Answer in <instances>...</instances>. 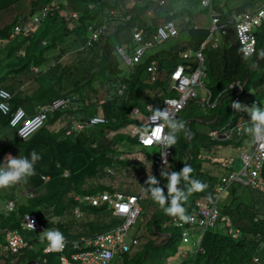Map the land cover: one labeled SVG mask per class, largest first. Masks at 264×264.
<instances>
[{
  "label": "trees",
  "instance_id": "16d2710c",
  "mask_svg": "<svg viewBox=\"0 0 264 264\" xmlns=\"http://www.w3.org/2000/svg\"><path fill=\"white\" fill-rule=\"evenodd\" d=\"M25 1L0 0V12L10 13L13 7L24 6ZM83 1L86 5L91 2L95 4V7L83 11L79 22L72 20L77 29L76 37L73 39L68 38L72 33V28L66 18L68 16L67 5L62 3L60 8L56 9L55 15L49 16L45 23L46 26L40 33L37 35L35 33L31 37H18L11 40L10 35L18 22H26L29 16H33L35 12L39 11L43 4H51L52 7L59 6V2H55V0H34L33 8L29 14H24V9H22L24 15L12 12L11 15L15 17L13 25L0 26V45L6 51L5 60H8L7 65L5 64L6 70L1 69L0 66V88L5 87L14 94L11 100L13 110L23 106L29 113H33L40 104H48L55 99L74 94L79 96L73 101L70 108L66 111L55 112L48 119L47 125L27 140L20 138L18 130L10 126L11 118L0 113V166L13 175L10 179L0 175L2 178L0 186L3 187L2 184L5 188L9 186L8 189L11 191L5 195L8 199L6 205L9 201L15 200L14 191L17 181L14 177L22 176V173L32 183L33 190L31 192L34 193V197L31 198V201L32 199L36 201V203H31L28 198L29 200L27 199L26 202L20 203L15 200L17 203L15 211L5 212L2 209L0 212L1 264H30L33 259L37 258H47L46 264H60V253L45 252V247L51 237H55L57 241L67 240L69 245L66 253L70 254L73 251L70 243L74 239H79L87 230L83 226L84 229L81 232L72 233V226L75 225L70 220L67 221L69 219L67 206L73 204V215L77 219L76 209L81 207L85 210L87 207H83V203L77 201L74 196L88 192L84 187L87 185V182L84 183L87 178L99 177L103 171H101V165H109L114 162V156H117L118 151H121V149H116V145H128L129 149L138 145V139L127 134L118 133L112 138H107L106 135L130 123L139 122L131 118L130 114L135 107L142 109L144 105L141 103L144 100L149 102L159 100L157 97L160 91L158 90L161 88L166 90L169 72L183 61L180 51L189 47L199 50L209 36L214 12L220 13L222 19L226 21L240 12L251 11L257 3L263 0H235L229 6L228 2L224 0L228 8L219 6L221 0L219 2L214 0L212 8L201 9L197 13L189 9H178L177 17L183 20V16L189 14L190 21L182 27L184 37L173 39L167 47H162L163 45L158 44L154 39L156 20L153 21L154 25H149L144 19L145 10L148 5L152 4V0L150 3L148 1L145 6L134 3L132 7V0ZM153 3L156 6L158 2L154 0ZM215 3L217 4L215 5ZM68 7L76 8L70 2ZM117 9L121 10L119 14ZM90 26L101 30L104 36L94 42L92 47L81 49L85 42L91 38L92 33L88 29ZM135 26L145 28L142 42L144 44L154 42V45L147 48L141 63L130 67L118 52V47L130 45L132 41L130 29ZM185 35H188L189 38L185 39ZM258 44L259 49L256 55L250 58H242L238 45L226 49L224 54L223 50L215 51L208 45L206 66L209 81L206 84L212 92L218 95L232 81L236 79L245 81L249 78L246 90L253 89L259 98H264V93L259 94L258 92V86L263 82L262 77L261 80L252 78V72L255 71V60L261 53L260 63L264 65V24L260 29ZM226 46H228L227 43L222 46L223 49ZM48 51L56 53L52 57H45ZM73 51L77 52L74 59L64 63L62 58ZM221 54L224 60L223 69H217L215 65L217 60L222 57ZM153 60L158 62L159 73L158 79L151 82L147 67ZM3 61H0V64ZM164 61L175 64L169 68L164 65ZM192 64L196 67L197 62L194 60ZM34 66L39 67L41 71L35 73L32 70ZM10 77L13 79L10 80ZM26 78H31L33 83L38 85L31 93L21 89L22 85L24 86L23 79ZM125 82L128 84V88L125 95L120 96L118 89ZM102 89H105L106 96H103L105 94H102ZM152 91H158V93L155 97L148 99L146 95L147 93L151 94ZM109 95L112 99H107L102 105V110L108 119L107 123L97 125L98 127H90L89 130L75 132L72 135H66V130L50 135L48 125L53 124L65 113L73 116L72 119H69V128H73L78 123H86L92 115L99 113L101 98ZM228 98L229 96L210 115L211 118L217 115L220 117L211 127L226 124L230 120L235 122V112L231 110V101ZM180 121H183V118H180ZM246 126H248V130L245 129ZM245 127L244 132L239 136L234 133L223 140H212L207 134L204 135L199 131L187 136L184 134L179 136L178 142L174 146V159L176 163H183L181 165L183 172L178 177L180 183L172 181L175 184L174 187L167 189L165 193L158 191V195L170 202L169 204L172 206L168 212L172 221L174 216L180 215V213L172 215L180 205L182 206L181 211L186 210L189 213L196 207L199 200H208L214 197V189L222 183V176L232 172V157L238 156L249 143L253 142L254 124L248 123ZM98 132L103 136L97 140L95 133ZM173 137L178 136L173 133ZM208 139L215 148L207 155L202 156L201 149L203 147L208 150L212 148L210 142L206 141ZM227 148L233 153L224 156L222 152L227 151ZM109 154L112 155L109 156ZM211 157L224 159L219 162L212 160ZM116 160L120 161L118 163L121 164V170L128 169L129 174H133L131 171H134L135 168L140 170V166L135 164L132 159L117 158ZM66 170L70 172L68 177L64 176ZM46 176H50L48 181ZM70 178L75 180L70 188L73 198H65L66 193L64 192H61L57 198V188L65 186V191H67L69 184H66V181ZM168 182L165 181V183ZM100 189L109 190L108 188ZM90 191L98 192V189ZM3 195L0 193V197ZM64 201L65 204L61 205ZM217 204L222 215L230 219L231 226L229 227L227 223L220 220L217 227L211 228L207 232L203 241L205 252L196 257L195 264H264V246L261 245L264 239V191L241 184H231L228 186V191L217 199ZM53 206L60 219L56 222H49L46 216ZM58 208L59 213L56 211ZM91 210L99 214L101 209L92 208ZM28 213L36 214L44 231H28L24 228L23 218ZM150 224H152L150 231L157 233L156 230H160L163 224L161 215H153ZM229 228L237 231L239 237L231 235ZM175 229L177 233H174V236H167L159 244L150 241L143 244L145 246L140 255L135 253L134 258H138L135 264H151L149 261L154 253H157L162 263V258L166 259L179 253L183 239L181 231L178 228ZM7 230L22 233L31 247L17 254L5 251ZM130 257L131 255L125 256L126 261L121 264H132ZM181 264H187V261H182Z\"/></svg>",
  "mask_w": 264,
  "mask_h": 264
},
{
  "label": "clouds",
  "instance_id": "9594fccd",
  "mask_svg": "<svg viewBox=\"0 0 264 264\" xmlns=\"http://www.w3.org/2000/svg\"><path fill=\"white\" fill-rule=\"evenodd\" d=\"M68 1L74 5V1L75 0H68ZM79 1L81 2V4L84 7V11L87 10V9L91 10L92 8L95 7V4H92L91 2L88 5H86L83 0H79ZM144 1L145 0H132L131 7L134 5V3H139V5L145 6L147 3H144ZM152 1L154 2V0H152ZM205 1H207V2H205ZM55 2H59V6L52 7L51 4H43L39 8L40 10L35 12L33 14V16L29 20H27L26 22H22L21 21L22 22V29H18V24L21 23V22L17 23L14 26V29H13L11 35H10L11 40H15L18 37H31L35 33L41 31L42 26L47 22L49 16L50 15H55L56 9L60 8V5L62 3H65L64 0H55ZM153 2H152V4L148 5V7L145 10L144 15L148 14V15H150L152 17V23H148L145 20L147 22V24H149V25H154V22H155L154 20H156L157 24H156V31L154 32V39H155V36L159 34V29L161 27H165L166 25H168L170 23H172L173 26L178 29V34L177 35H173V36L170 35L167 39L161 41L160 43H158L156 41L158 44H162L163 45V44H165L167 42L172 41L173 39H182V37H184V34L182 32V27L188 24V22L190 21V15L186 14V15L183 16V20H180L179 17H177V15H176L178 9H181V10L182 9L183 10L184 9H187V10L189 9L192 12L197 13L201 9H207V8L210 9V8H212L214 0H196V1H188V0H155V2H158L156 6L154 5L155 3H153ZM218 2H219V0H218ZM174 4H175V6H174ZM216 4L217 3H215V5ZM263 4H264V0L260 1L259 3H257L255 8L252 9L251 11H245V12H253L254 10L259 8ZM219 6H223L224 8H228L224 3L219 4ZM70 9H71V11L67 12L68 16H66V18H67L68 22L70 23V28H72V33H73L72 36L75 35V37H76L77 29H76V26L73 25L72 20H75L76 22L77 21L79 22V20L81 19V12L78 11V10H75L73 8H70ZM117 10H118V14H119L121 12V10L120 9H117ZM240 13H243V12H240ZM240 13H238V14H240ZM238 14H235L233 16H236ZM215 16H219L220 17V21L223 24H228L229 19L224 21V19H222V17L220 16V13L214 12L213 16H212V19ZM172 17H175V18H172ZM28 21H31L32 23H36V22H38V23L39 22H44V23L40 27V29L38 27H36V26H33V27L29 28V29H26V24H27ZM263 24H264V22L261 24V26L256 28L255 33L257 35V41H256V43L254 45L253 51L251 53L247 54L246 50H245V48L243 46V43L239 39L238 34L236 32V29L233 26H229L227 31L224 33V32H222V30H220V27H219V29L214 30V28H213L214 25H213V21H212V26L210 28L209 37L206 39V41H204L202 43V45H201L199 50H196V49H193V48L189 47V48H186L183 51H180V55H181V58H182L183 61L180 62L173 70H171L169 72V78L167 79V83L168 84H167L166 90L163 89V88L158 90V91H160L159 92L160 94L157 97V98H159V100L155 101V102L154 101L147 102L146 104H144L142 109L139 108V107H135L133 109L132 113L130 114V117L136 119L139 122L130 123V124H128L125 127H121L120 129L116 130L115 132L111 131V132H114L113 133L114 136L116 134H118V133H122V134H127V135L131 136L132 138H137L138 139V146L140 148L139 152H141L142 154H144L142 149H146L147 147H157L156 151L153 152L154 153V160H150L148 157H140V158H138L139 161H140V164H143L144 170H146L145 171L146 173H143V172L137 173L139 175V178L136 179V180L132 179V177H133L132 174H129L126 170L124 171V170H116V169H114V170H112V172H110L109 170L111 168H107V169L104 170L103 167L101 168V171L102 170L103 171H102V173L100 174L99 177L87 178V180L85 181V182H87V185H85L84 187H86V190H88V192L87 193H83V194H76L74 196V198H76L77 201L83 203V207L86 206L87 208L85 210H83L81 207H78L76 209L77 213H78V210L81 211V214L78 213V215H77V220H82L83 221V225L81 224V225L72 226L73 233L81 232L84 229V227H87L86 219H88V218L93 219L92 222H94L95 219L102 212H107L110 215L109 216L110 222L105 224V225H103V226H101L102 229L104 230L101 233H98L96 235H90V236L84 234V235L80 236L79 239H77V240L74 239V241L72 243H70L72 248H73V243L74 242H80V245H81V250L80 251L86 250V247L84 246V242L82 240L83 238L91 239V238L102 236V235L106 236V235H109V234H114V233H116L118 231L119 228H121L125 224L127 212H122L121 210H118V207L116 206V203L118 201L117 194H119V193L120 194H124L127 197H130V196H140V194L142 192H145L146 197L139 201V206L141 207L140 213H139L138 217L135 219V221L131 224V226H130L128 232H127V235H126L127 242H128V244L131 245V250L129 252L116 253L114 255L113 260H112V264H121L122 262H120V261H124L125 260V258H124L125 256L131 255L136 247H139L142 244H146V243L142 242L140 237H136V235L132 233V227L137 223L140 215L143 212V208H142V204L141 203L149 198V191H151V188L153 186V180L152 179L155 178L156 176L159 177L162 174V172L165 173V174L173 172L178 177L183 172L182 169H181V165L183 163L179 164V163L175 162L174 149L171 147V143L174 140L171 122L176 121L177 119L181 118V114L186 111L187 104H188L189 101L197 100L195 102V105H199L202 109L206 110L207 112L204 113V114L209 115V117L206 118V119H204L201 116H197L195 118L194 117L191 118L190 115H185V117H184V119L182 121L183 129L184 130L186 129V135L185 136L190 135V134L193 133L192 131H190L189 127L191 126L190 124H192V122H194V121L197 122V123H207L210 126L212 124H214L216 121H218L220 119L219 115H217V116H215L213 118H211L210 115H212L214 113L213 111L216 110L219 105L223 104V101L228 96L233 98L232 101H231V110L233 112H235V114H234V118H236L235 122H232L230 120L226 124H221V125H219L217 127H212L207 132H203V133H206L210 137V139H212V140H223V139L229 138L234 133H236L239 136L241 133L244 132L245 125H247L248 123L254 124L255 128H254V131H253V142L248 144V145H251V148L248 149V150L245 149V150L241 151L238 156L233 157L231 159V162H233L231 164L232 172H230V174L225 173L222 176V183L220 185L216 186L215 189H214V197H216V194L218 192L217 189L223 187L224 188L223 191L220 193V195L217 196V199L221 198L228 191V186L231 185V184H241L243 186L250 187V186L246 185L244 182H241V180L232 179L231 178V176L234 175V174L238 175V176H241V171H242V167H243L242 154L243 153H252L253 152L254 146L256 145V139H255V134H254L255 131H256V124L259 123V122L264 124V117L262 119H260V120H258V119H256V120H247L243 116H241V117L237 116L238 102H240L247 95L256 94V91L253 90V89L246 90L247 89L246 86L248 85L249 80H250L249 78H247L245 81H242L240 79H236V80L232 81L221 93H219L217 98H214L213 97V93H211L209 91V87H206L207 79L209 78V76L207 74V70H206V77L203 79V85L202 86L200 85V86L196 87V92H197L196 96L194 98L188 100L186 102L185 106L180 110V112H178L176 114L175 117H172V118L166 117V116H164V114L161 113V111H163L164 109L166 110V108H165L166 107V103H165L166 100H173V99L178 100L179 99V96H180L179 92L172 87L173 86V79H174L173 78L174 71L176 69H179V72L181 74L184 73L183 69L180 68L179 66L182 67L186 63L192 64V61H194V60L197 61L196 52H198V51H202L204 53V55H205V48H206V45H208V44L212 45L214 48H218V47L222 48V46L225 43L230 45L231 48L233 46L238 45V50L240 51V55L242 56V58L253 57L254 55H256V53H257V51L259 49V47H258L259 46V44H258L259 43V34H258L257 31L261 29ZM88 29L92 33L91 38L85 42V44L81 47V49H85L86 47H92L94 45V42L98 41L102 36H104L103 32H101V30L95 29L94 26H90V28L88 27ZM96 31H100L101 33H100L99 38L94 40L93 39V34ZM138 31H141L142 35L144 37L145 28L138 27V26L131 27L130 32H131V35H132V41H131L130 45L129 46L118 47V52L122 56V58L125 61V63L128 64L130 67H134L138 63H141V60H143V58H144V56L146 54L145 53L142 56L140 61H136V60H134V58H132L135 55L136 49L140 45V43L138 41H136L135 36H134L135 33L138 32ZM230 34L234 35L233 41H231L229 39V35ZM89 41H91V44H88ZM141 44H144V43L141 42ZM187 51L191 52V58L190 59H185L183 57V53L187 52ZM76 54H77V52H76ZM261 57H262V53L255 60V64H254L255 70H257L259 68V66H260ZM205 58H206V55H205ZM256 63H257V67L255 66ZM152 65H154L156 67V70L153 71V72L150 71V66H152ZM196 66H198V61H197V65ZM32 70L35 73H39L41 71V69L39 67H36V66L32 67ZM147 73H148V77L151 80V82L156 81L158 79L159 68H158L157 60L151 61V64L147 67ZM261 77H262L263 82H262V84H259V86H258L259 94L264 93V89H261V86L264 84V74H262L260 76V80H261ZM232 85H235V87H232ZM127 88H128V84L126 82L123 83L118 89V94L120 96L125 95ZM199 88L205 90V95L203 97H200V93H199V90H198ZM1 89L8 90L5 87L0 88V90ZM22 90H25L24 86H22ZM8 91H10V90H8ZM158 91H154L153 92V97H155V95L158 93ZM166 91H167V93H166ZM239 91H242V93H241L240 98H238L236 100V98L238 96L237 93ZM173 93H175V96H172V95L171 96H167V94H173ZM223 93L224 94L227 93V94L222 95ZM106 95L107 94H105L103 96H106ZM111 95H113V94H111ZM111 95L101 98L102 103H99V113H96V114L92 115V117H94L95 115L103 116L106 119L105 122L99 123V124H92L91 123V118L92 117H90L89 120L86 123L75 124L74 128L77 129V130H81V131L82 130H89L90 127L107 123L108 119L105 116L104 111L102 110V105H103L104 102L107 101V99H109V100L112 99ZM256 95H258V94H256ZM13 97H14V94H13ZM68 98L71 100L70 103L67 104L64 107H61V108L55 110V111H66L68 108L71 107L73 101H75V99L79 98V96L74 94V95H71V96L55 99L53 102H55L57 100H60V99H68ZM219 101H221V103ZM53 102L48 103V104H44V105H49V104H52ZM44 105H42V106H44ZM12 107H13V105H12ZM40 107H41V105H38V109H40ZM23 108L28 112V110L25 107H23ZM16 110H13V111H16ZM55 111L51 112L50 116ZM29 114L33 115L35 113H29ZM156 115H158L159 118H161V119L163 118L162 121L164 123L165 122L168 123V126L166 128V132L163 129H160L159 125H157V127L155 128V124H156L155 116ZM67 116L70 117L71 119L73 118L72 115L67 114ZM8 117H10V116H8ZM166 119H168V120H166ZM46 125H47V122H46L45 126ZM80 125H82V128L79 127ZM187 127H188V129H187ZM69 131H71L70 133H72V130H69ZM195 131H199V130H194V132ZM199 132H201V131H199ZM263 132H264V127H263ZM108 134L106 135L107 138H108ZM164 134H168L170 136V140L167 143L164 142V137H163ZM128 157L131 158V159H135L134 156L131 155L130 153H128L126 158H128ZM211 158H212V160L219 161V162H221L224 159V158H217L216 159L214 157H211ZM158 161H161V163H158ZM237 162L238 163L240 162V166L238 168L236 167ZM2 169H5V168L2 167V166L0 167V175L4 176L1 173ZM174 170H177L179 172H175ZM66 172H67V170H66ZM121 173H124V174L128 173L130 179H132L128 183H126L128 189L130 188V186H132V187L140 186V190H139L138 193H129L128 189H121V188H117V187H112L111 186L112 183H103L102 181L96 183V182L93 181L94 179H100L101 180V179L105 178V176L109 177L110 179L111 178H115V177H117L118 174L120 175ZM11 176H13V175L11 174ZM68 176H66V177H68ZM46 179L48 181L50 179V176H46ZM132 181H134V183H132ZM169 182H171V181H169ZM169 182L165 183V181H163V177H162V180H158V182L156 183L154 189H156V191L160 190L162 193H165L167 189L175 186L174 183H172V182L169 183ZM100 188H108L109 190H101ZM110 188H111V190H110ZM95 189H98V192H91L90 191V190H95ZM29 194H33L32 197H34V193L33 192H28L27 195H29ZM105 196H107L108 198H105ZM89 197L96 198V199L101 197V201H100L99 204H95L92 200H89ZM31 198H29V199H31ZM153 198L154 197H152V199ZM12 201H14L16 203L15 200H12ZM8 203H7V205H8ZM7 205H6L5 211L9 212L8 209H7ZM16 205H17V203H16ZM217 206H218V204H217ZM92 208H99L101 210L99 211V214H96V213H94L91 210ZM181 209H182V206L180 205V207L172 214V215H175V214L177 215L178 213H180V215H177V216L173 217L172 223H173V226L175 228H178L181 231L182 239H183V237H185V233H188V237H193L192 241L188 242V243H191V245H192V247H191L192 250L191 251L193 253V257L185 258L184 257V253L181 254L180 251H179V253H180L181 257H182V259H181L182 261H187V263H188V260L193 259L194 260V264H195L196 257L200 253H204L205 252V249L203 247V241H204V237L206 236L207 232L211 228L208 229L205 233H202L200 228H197V229L193 230V229H191L190 226L180 227V226L175 225V222H174L175 221L174 220L175 217H181L183 215L189 214V213L186 212V210L181 211ZM191 212L192 211H190V213ZM152 218L153 217H151V219ZM220 220L224 221L225 223H227V225L229 227L231 226L230 219H228L227 217L223 216L221 211H220ZM220 220H219V222H220ZM219 222H218V224H219ZM145 223H147V222H145ZM218 224L215 227H217ZM162 226H163V224H162ZM229 232L234 237H239V234L233 228H229ZM167 233H169V234H167ZM167 233H165V237L174 236V233H172V232H167ZM195 237H198V238L195 239ZM200 237H202V239H201V247H202L203 250H200V251L197 252V248H198L197 243H198V240H199ZM135 239L139 241V244L136 245V244L133 243V240H135ZM64 241H67V240H64ZM263 241H264V239H263ZM182 242H184V240H182ZM179 249H181L184 252H186L182 248V244L180 245ZM73 251H79V249H76V250H73ZM51 253H60V264H62L61 256L63 255V253L62 252H58V251H54V252H51ZM71 253L67 254L65 252V254L68 255V258H71ZM37 259H40V258H37ZM45 259H46V261H44ZM40 260H41V264H46L47 263V258H43V259H40ZM0 264H1V262H0Z\"/></svg>",
  "mask_w": 264,
  "mask_h": 264
},
{
  "label": "built area",
  "instance_id": "2783aa9c",
  "mask_svg": "<svg viewBox=\"0 0 264 264\" xmlns=\"http://www.w3.org/2000/svg\"><path fill=\"white\" fill-rule=\"evenodd\" d=\"M207 2V1H205ZM264 22V4L253 12H243L236 16L229 18L228 24H223L220 21L219 16L213 18L214 30L219 29L222 32H226L229 26H233L236 29L239 39L243 43L246 53H251L254 49V45L257 41V35L255 33L256 28L261 26ZM100 31H96L93 34V39L96 40L100 36ZM178 29L173 26L172 23L161 27L159 29V34L155 36V41L160 43L161 41L167 39L170 35H177ZM135 39L140 43L136 49L135 55L132 57L136 61H140L142 56L146 53L147 48L152 47L154 42H148L141 44L143 40V35L141 31L135 33ZM217 40V39H216ZM91 44V41L88 42ZM185 59L191 58V52L187 51L183 53ZM196 59L198 61V66L194 67L190 63H186L184 66H179L183 69L184 73L181 74L179 69H176L173 73V88L177 90L180 94L179 99L166 100V110L161 111L166 117H175L178 112L185 106L186 102L194 98L197 94L196 87L203 85V79L206 77V58L202 51L196 52ZM156 67L154 65L150 66V71H155ZM181 74V75H180ZM235 87V85H232ZM242 91L237 93V98H240ZM0 112L5 116H10V126L18 130V135L20 138L27 140L41 128H43L48 121L51 112L66 106L70 103V99H60L52 104L41 106L39 111L33 115H30L23 107H19L16 111H13L11 100L13 99V94L6 90H0ZM155 128L159 125L160 129L166 132L168 126L167 122H163V118H159L158 115L155 116ZM168 120V119H166ZM106 119L103 116L95 115L91 118L92 124H99L105 122ZM82 128V125L79 126ZM264 124L259 122L256 124L255 139L256 145L252 153H243V167L241 171V176L232 175V179L241 180L246 185L264 190ZM71 132V131H70ZM144 136V135H143ZM164 142L167 143L170 140L168 134H164ZM161 163V161H158ZM1 173L8 179L12 178L11 174L6 170L2 169ZM223 187L217 189L216 197L211 199L199 200L196 207L192 209V212L181 217H175V225L180 227L190 226L191 229L200 228L202 233H205L208 229L215 227L220 220V210L217 206V196L223 191ZM118 201L116 206L118 210L122 212H127L125 224L118 229L114 234L102 235L94 237L91 239L83 238L84 246L86 250H81L80 242L73 243V250L79 249V251H73L71 253V258L65 254L69 242L67 241H57L55 237H51L45 247V252H62L61 256L62 264H112V260L116 253L129 252L131 250V245L127 242V232L131 224L138 217L141 207L139 206V201L146 197L145 192H142L140 196H130L127 197L124 194H117ZM105 198H108L105 196ZM128 201H127V200ZM95 204H99L101 197L91 198ZM9 212L16 209V203L14 201H9L7 205ZM81 214V211L78 210ZM24 228L29 231H44V227L41 225L38 217L34 213H28L23 218ZM7 237L5 238L4 250L8 253L17 254L22 250L31 247L29 241H27L24 236L19 231H6ZM193 237H188V233H185L183 240L185 243L191 242ZM201 239L198 240L197 252L203 250L201 247ZM134 244H139L138 240H133ZM264 241L261 242V245ZM184 257L189 258L187 252H184ZM46 261V259L44 260ZM30 264H41L40 259H34ZM187 264H194V260H188Z\"/></svg>",
  "mask_w": 264,
  "mask_h": 264
},
{
  "label": "rangeland",
  "instance_id": "374dc122",
  "mask_svg": "<svg viewBox=\"0 0 264 264\" xmlns=\"http://www.w3.org/2000/svg\"><path fill=\"white\" fill-rule=\"evenodd\" d=\"M33 1L34 0H26L24 6H22V5L18 6L17 5L16 7H13L12 8V12L19 13V15H21V14H23L22 13V9H24V14H26V15L29 14L30 11L33 8V6H32V2ZM64 1H65L66 5H67V11L70 12L71 9H70V7H68L69 1L68 0H64ZM148 1L150 3V0H145L144 3L148 4ZM226 2H228V6H229L230 4H232V2L234 3L235 0H230V1L226 0ZM74 5L76 6L75 10H78L81 13L84 11V7H83V5L81 4V2L79 0H75L74 1ZM174 6H175V4H174ZM12 12H10V13L0 12V26L3 27V26H7V25H10V26L13 25V23H14L13 21L15 20V17H13L11 15ZM62 13H65V12L62 11ZM31 17H32V15L29 16V19ZM172 18H175V17H172ZM37 23L38 22L32 23L31 21H28L27 24H26V29H29V28H31L33 26H36V27H38L40 29V27L43 25L44 22H39L38 24ZM150 23H152V21H150ZM45 26H46V24H44L42 26V28L44 29ZM18 29H22V22L18 24ZM257 32L259 34L260 30H258ZM38 33H40V31L37 32L36 35ZM72 34L73 33H71V35H69L68 38L73 39L75 37V35L72 36ZM233 39H234V37L232 38V40ZM169 43H171V41L167 42V43H165L163 45H165L167 47L169 45ZM54 53H56V52L48 51V52H46L45 57H52ZM5 55H6V51L3 49V46L0 45V61L4 60L0 64V66L2 67L1 69H3V70H6V65H7V62H8V60H5ZM205 55H206V52H205ZM75 56H76V52H74V51L70 52L69 54H67L66 56H64L62 58V61H64V63L71 62L74 59ZM174 64H175L174 62L164 61V65H167L168 67L169 66L171 67ZM165 70L167 71V69H165ZM262 74H264V65L260 63L259 68L252 72V78L253 79L256 78V80H258ZM11 78L12 77H10V80H11ZM23 80H24L25 90L29 91L30 93L34 89H36L37 86H38L37 83L36 84L33 83L31 78H26V79H23ZM208 81H209V78L207 79V82ZM21 89H22V87H21ZM261 89H264V84L261 86ZM198 90H199V93H200V97H203L205 95V90L201 89V88H199ZM101 92H102V94L106 93L105 89H102ZM171 95L175 96V93L167 94V96H171ZM196 101L197 100H193V101H189L188 102L187 109H186L185 112H183L181 114V118L184 119L185 115H190L191 118H193V117L195 118L197 116H201L204 119H206V118L209 117V115L204 114V113L207 112L206 110L202 109L199 105H195ZM237 110H238L237 111V116L238 117L243 116L247 120H256V119L260 120L261 118L264 117V98H259L258 95H256V94L247 95L240 102H238ZM230 118H231V116L229 117V119ZM190 125L191 126L189 127V129L192 132H194V130H199V131H201L203 133V132H207L210 128H212L207 123H197L195 121L192 122V124H190ZM171 126H172L173 133L178 136V137L174 138V140L171 143V147L174 149V146L178 142L179 136L181 134L186 135V129L185 130L183 129L182 121H180V119H177L176 121L171 122ZM53 127H54V125L50 126V128H52V129H53ZM55 127H56L55 129H57L60 126L57 125ZM96 128H94V129H96ZM187 129H188V127H187ZM114 132H110L108 134V138H112L114 136V134H113ZM203 134L206 135V133H203ZM206 141L210 142L211 145L213 144L209 139L206 140ZM213 145H212V148L209 149V150L206 149L205 147H203L201 149V155L204 156V155H207L209 152H211L215 148ZM116 147L118 149H122V150L126 149V147H124L123 144H122V146L121 145H117ZM156 149H157V147H147L146 149H142V151L144 152L145 155L148 156V158L150 160H154V153L153 152L156 151ZM239 151H241V150H239ZM218 165H219V163H217V166ZM112 170H114V168L113 169L111 168L109 171L112 172ZM174 171L175 172H179L177 170H174ZM162 177H163V181H167L168 180V181H171V182L172 181H176L177 184L180 183V180H179L178 176L176 174H174L173 172H170L168 174H165V173L162 172V174L159 177L156 176L155 178L152 179L153 180V186L151 188V191H149V198L141 203L142 204V208H143V212L140 215L137 223L132 227V233L135 234V235L140 236L142 242H144V243H148L149 242V238L150 237H147L148 236V230H147L148 222L147 221L151 217H153V215L154 216L161 215V219L163 220V228L165 230L163 232H169L170 231L172 233H177V230L173 227L172 220L170 219L171 216H170V214H168L169 210L172 209V206L169 204L170 202H168L164 198L160 197L158 195V191H156V189H154L156 183L158 182V180H162ZM138 178H139L138 174H135L132 177V179H135V180L138 179ZM1 179L2 178L0 177V180ZM132 179H130L128 173H126V174L121 173L120 175L118 174L117 177H115V178H111L110 179L109 177L105 176V178H103L101 180L100 179H94L93 181L96 182V183H98L100 181H102L103 183H112L117 188L128 189L126 183H128ZM171 182H169V183H171ZM67 183L69 184V186L67 188V191H65V186H60V187L57 188L58 189V197L57 198H59V194L61 192L66 193L65 198H67V199H69V198L72 199L73 198L72 195H71V189L70 188L75 183L74 178L68 179L66 181V184ZM132 183H134V181H132ZM2 185H3V187L0 186V193H3L4 195H3V197H0V212H2V209H4V211H5L6 201L8 200L5 197V195H7L6 193H10L11 192L8 189L9 186H8V188H5L4 184H2ZM10 189H12V188L10 187ZM128 190H129V193H138L139 190H140V186H135V187L130 186V188ZM32 195L33 194H29V195H27V194L24 195L23 194L21 197H19V202L20 203L21 202H26V200L28 198H31ZM152 197H154V198L152 199ZM29 202L36 203V201L34 199H32V201L30 199ZM66 202H69V201L66 200ZM56 204L59 206V204L57 202H56ZM62 204H65V201L63 203H61V205ZM67 209H68L67 212L69 214V220L71 222H73L74 225H81L82 224V220H77L75 218V216L73 215V210H74L73 204H70L69 206H67ZM56 211L59 213V208L56 209ZM109 216L110 215L107 212H102V213L99 214V216L95 219L94 222H92L93 219H90V218L86 219V225H87L86 230H88V231H86L84 234L85 235H96L98 233L103 232L104 230L102 229L101 226H103V225H105V224L110 222ZM145 222H147V223H145ZM221 225H223V224H221ZM1 238L2 237H0V240H1ZM153 238H156L157 240L161 241L162 239H165V236L164 235H159V236H155ZM196 238H198V237H195V239ZM181 244H182V247L184 248V250L188 253L189 257H193V253L191 251L192 250L191 249V247H192L191 243L182 242ZM0 245H1V241H0ZM180 253L183 254L184 251L180 250ZM155 255H157V254H155ZM180 259H181V257H180Z\"/></svg>",
  "mask_w": 264,
  "mask_h": 264
},
{
  "label": "crops",
  "instance_id": "0c3cea01",
  "mask_svg": "<svg viewBox=\"0 0 264 264\" xmlns=\"http://www.w3.org/2000/svg\"><path fill=\"white\" fill-rule=\"evenodd\" d=\"M224 3V0H221V3ZM225 4V3H224ZM226 5V4H225ZM227 10V9H226ZM144 19L148 22V23H150V21H152V17L150 16V15H148V14H146V15H144ZM211 26L212 25H210V28H211ZM209 37V36H208ZM207 37V38H208ZM234 37V35L233 34H230L229 35V39L231 40V41H233L232 40V38ZM189 37H188V35L186 36L185 35V39H188ZM206 38V39H207ZM206 39H205V41H206ZM184 40V39H183ZM233 43V42H232ZM209 45V44H208ZM208 45H206V48H205V52L207 51V49H208ZM165 45H163L162 47H164ZM220 46V45H219ZM161 47V48H162ZM209 48L210 49H213V50H215V51H218V50H223V54L225 53V50L227 49H229V48H231L230 47V45H228V46H226V48L225 49H223V47L222 48H220V47H218V48H214L212 45H209ZM21 53H22V51H20ZM220 56H222V57H220L219 58V60H217L216 62V65H215V67L217 68V69H223V55L221 54ZM195 62H197L196 60H195ZM215 64V63H214ZM214 67V68H215ZM216 70V69H215ZM212 71H213V68H212ZM206 87H208L207 85H206ZM26 91V90H25ZM209 91L211 92V93H213V97L214 98H217V96L219 95H216L214 92H212L211 91V89L209 88ZM149 92H150V90H149ZM146 95V94H145ZM147 97H148V99L150 98V97H153V91L151 92V94L149 93H147V95H146ZM229 99V101H232V97H229L228 98ZM226 100V99H225ZM224 100V101H225ZM224 101H223V103H224ZM146 102H149L148 100H144L142 103H141V105H144ZM220 103H221V101H219ZM41 106L43 105V104H40ZM31 110V109H30ZM38 107H36L35 109H34V112L33 113H36V112H38ZM32 111V110H31ZM55 112H57V111H55ZM54 112V113H55ZM53 113V114H54ZM52 114V115H53ZM51 115V116H52ZM50 116V117H51ZM69 119H71L70 117H68L67 116V114L65 113L64 115H62L58 120H56L53 124H51V125H48V130H49V132H50V135H52V134H54V133H60V132H62V130H66V132H65V134L66 135H72V134H74L75 132H78V131H81V130H77V129H75L74 128V126H73V128L71 129V128H69ZM52 125H54V127H53V129L52 128H50V126H52ZM57 125H59L60 127H58L57 129H55L56 127L55 126H57ZM245 129L246 130H248V126H246L245 127ZM69 130H72V133H70V131ZM95 136H96V139L98 138H101L103 135H101L100 134V132H98V133H95ZM97 139V140H98ZM250 144V143H249ZM117 146V145H116ZM124 147H126V149H124V150H122L121 149V151H118V155L117 156H114L115 158H114V162L112 163V164H109V165H101L102 167H103V169L105 170V169H107V168H114V169H116V170H121V164L120 163H118V162H120L119 160H116L117 158L118 159H123V158H126L127 157V155H128V153H130L131 155H133L134 156V158L135 159H132L133 161H134V163L135 164H137V165H139L140 166V170H137L136 168H135V166H134V168H135V170L134 171H131L133 174L132 175H135V174H137V173H140V172H143V173H146L145 171L146 170H144V166H143V164H140V161H139V159L138 158H140V157H148L147 155H144V154H142L141 152H139V146L138 145H134V147H133V149L132 148H130L129 149V146L128 145H126V146H124ZM251 148V145H248V146H246V148L245 149H250ZM116 149L118 150V148L116 147ZM135 149V150H134ZM233 153V151L232 150H230V149H228L227 148V151H223L222 152V154L224 155V156H226V155H231ZM112 154H109V156H111ZM233 158V157H232ZM128 159H131V158H129L128 157ZM9 161H11V159H8ZM240 166V162L238 163L237 162V165H236V167L238 168ZM1 167V166H0ZM123 170H126L127 172H128V169H123ZM70 174V172L67 170V172L64 174V176L66 175V176H68ZM15 180L17 181V186H16V190L14 191V193H15V195H16V197H15V200H18L19 201V197H21L23 194L25 195V194H27L28 192H31L32 190H33V188H32V183L30 182V181H28L25 177H24V175H23V173H22V176L21 175H19L18 177H16L15 176ZM26 180V181H25ZM84 183H86V182H84ZM111 186L112 187H116L114 184H111ZM46 218H47V221H59V219H60V217H59V214H57L56 212H55V208H54V206L52 207V210H50L49 209V211L47 212V216H46ZM67 221H69V219L67 220ZM152 221V219L150 218L147 222L149 223V225L147 226V230H148V236L147 237H150L149 238V241L151 242V243H154V244H159L161 241H159V240H157L156 238H153V237H155V236H159V235H164L165 236V233H167V232H163V231H165L164 230V228H163V226L160 228V230H156L157 231V233H152V231H150V227H152V224H150V222ZM154 232V231H153ZM170 232V231H169ZM72 233H73V229H72ZM167 234H169V233H167ZM136 237H140V236H137L136 235ZM166 238V237H165ZM156 242V243H155ZM144 246L145 245H141V246H139V247H136L135 249H134V251H133V253L131 254V257H130V259H131V261H132V264H135L136 262H137V259L138 258H134L135 257V253H139V255H140V253H141V251H142V249L144 248ZM183 248V247H182ZM190 248V247H189ZM184 249V248H183ZM181 249H179V251H180ZM157 251V250H156ZM155 254H157V253H154V254H152V258L150 259V263L151 264H181V259H182V257H181V255H180V253H177L175 256H172V257H169V258H166V259H164V258H162V261H163V263L161 262V260H160V258H159V256H157V255H155ZM155 255V256H154ZM139 257V256H138ZM180 257H181V259H180ZM126 260H124V261H120V262H122V263H124Z\"/></svg>",
  "mask_w": 264,
  "mask_h": 264
},
{
  "label": "water",
  "instance_id": "95a60500",
  "mask_svg": "<svg viewBox=\"0 0 264 264\" xmlns=\"http://www.w3.org/2000/svg\"><path fill=\"white\" fill-rule=\"evenodd\" d=\"M257 63H258V62H257ZM257 63H256V65H255L256 67H257Z\"/></svg>",
  "mask_w": 264,
  "mask_h": 264
}]
</instances>
